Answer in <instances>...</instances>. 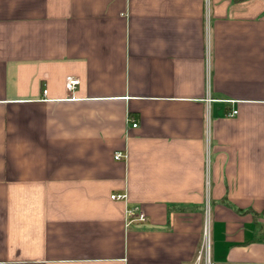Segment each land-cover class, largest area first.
Returning a JSON list of instances; mask_svg holds the SVG:
<instances>
[{
    "label": "crops",
    "instance_id": "obj_1",
    "mask_svg": "<svg viewBox=\"0 0 264 264\" xmlns=\"http://www.w3.org/2000/svg\"><path fill=\"white\" fill-rule=\"evenodd\" d=\"M206 210L264 264V0H0V264H194Z\"/></svg>",
    "mask_w": 264,
    "mask_h": 264
},
{
    "label": "built area",
    "instance_id": "obj_2",
    "mask_svg": "<svg viewBox=\"0 0 264 264\" xmlns=\"http://www.w3.org/2000/svg\"><path fill=\"white\" fill-rule=\"evenodd\" d=\"M79 83V79L75 76H67L65 78V87L67 90H72L77 84ZM237 112V110L232 109L229 112V115H234ZM131 120V118L128 117V121ZM132 126H136V122L132 123ZM114 158L115 159H122L123 154L120 151H116L114 153ZM111 198L113 199H123L125 198L124 194H112L110 195ZM140 220L145 219V214L144 212H140L138 215ZM204 237H203V243L202 247L200 249L199 254L196 257V261L194 264H209L210 263V258H209V217H208V210H206V216H205V222H204Z\"/></svg>",
    "mask_w": 264,
    "mask_h": 264
}]
</instances>
